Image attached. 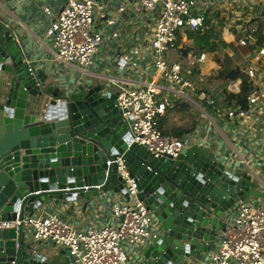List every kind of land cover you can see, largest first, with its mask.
I'll use <instances>...</instances> for the list:
<instances>
[{"label": "water", "instance_id": "obj_1", "mask_svg": "<svg viewBox=\"0 0 264 264\" xmlns=\"http://www.w3.org/2000/svg\"><path fill=\"white\" fill-rule=\"evenodd\" d=\"M34 68L0 20V223L31 216L48 201L128 198L113 163L120 157L157 224L137 264H185L217 252L229 210L259 198L249 172L201 145L173 158L133 143L115 94L85 83L61 91ZM37 245L21 227L0 229V264H74L66 249Z\"/></svg>", "mask_w": 264, "mask_h": 264}, {"label": "built area", "instance_id": "obj_2", "mask_svg": "<svg viewBox=\"0 0 264 264\" xmlns=\"http://www.w3.org/2000/svg\"><path fill=\"white\" fill-rule=\"evenodd\" d=\"M114 1L116 8L111 15L97 0H63L58 10H52L53 3L44 4L42 12L50 20L47 28L48 50L55 62L75 65L81 70L88 69L93 64L95 54L104 45L106 36H118L113 29L122 13H130L137 31L149 28V39L140 50L136 46L130 49L135 56L146 54L149 80L143 82L140 88L123 89L116 93L115 106L123 112L125 119L130 120L133 143L144 147L155 157L167 155L175 158L183 147L194 144L187 136L180 139L165 136L159 128V121L169 106L166 87H172L181 99L196 100L188 97L187 92L194 93L200 77L199 73L195 75V70L205 63L207 54L194 48L185 63H168L165 58L176 48L179 38L186 41L187 30L205 32L207 27L204 26L203 17L212 12L214 6L226 2L237 3L239 0ZM242 2L251 10L255 8L250 7L255 4L254 0ZM94 7L99 9L96 14L93 13ZM96 20L99 21L98 28ZM237 44L249 48L244 38L238 40ZM255 52L246 69L231 70L226 65L228 71L233 73L231 78L222 81L209 79L196 93L203 101L204 109H212L208 116L228 122L237 129L236 134H240L254 113L259 114L261 110L257 95L251 93L255 81L260 77L264 79V74L259 70L264 65V48L258 47ZM124 60L136 68V63L129 62L128 57ZM244 81L251 84L247 97L248 110L238 107L233 101L241 93ZM260 91L258 86L256 92ZM255 160L264 161V154ZM113 163L117 165V175L128 196H121L125 199L123 203L111 205L113 216L119 220L117 225L103 228L87 226L80 231L57 215L37 214L35 211L22 219L17 216L15 222L0 223V229L18 231L21 227L22 232L27 230L37 244L66 249L74 264H137L128 257L126 248H138L148 243L155 237L157 224L152 213L138 200L136 184L123 160L115 157ZM110 164L108 161L107 166ZM220 237L217 252L207 255L203 264H264V201L249 200L231 208Z\"/></svg>", "mask_w": 264, "mask_h": 264}, {"label": "crops", "instance_id": "obj_3", "mask_svg": "<svg viewBox=\"0 0 264 264\" xmlns=\"http://www.w3.org/2000/svg\"><path fill=\"white\" fill-rule=\"evenodd\" d=\"M62 1L0 0V20L6 24V27L11 32L26 63L34 64V70L42 71L50 79L49 84L52 81L53 87H59L61 91H64L66 87L74 90L81 83H85L93 87H101L102 95L108 93L116 95L123 89L140 88L143 86V82H148L147 71L149 70V63L145 56L146 54L135 56L130 49L136 46L140 50L143 43L149 39L151 31L149 28L145 31H137L129 12L122 13L120 18H118L120 20L113 29L117 31L118 36L116 38H112L109 35L106 36L105 43L95 54L90 68L81 70L75 65L55 62L47 47L49 41L47 28L50 20L43 14L42 8L44 4L53 3L52 10H58ZM97 1L100 6H103L102 8L106 13L110 15L114 13L116 1ZM260 1L261 6L252 8V10L249 7H220L221 5L219 4L214 6L215 9L244 10L253 20L242 21L241 24L249 25H247V34L244 30L241 31V33L246 35L239 39L236 37L235 31L231 30L230 27L225 29L226 27L223 26L220 32L219 39L224 43V49H220L218 52L224 50L223 60L231 70L236 68L246 69L255 56V49L258 47L264 48V42L263 45L258 46L256 36L258 31L264 38V0ZM98 11V7L93 8L94 14ZM237 14L240 15V13ZM237 14L235 16H238ZM98 27L99 21L96 20V28ZM238 27L241 28V25L236 24L235 28ZM242 38L247 41L249 48H243L237 44L238 40ZM125 57H128L129 62L136 63V68L126 62L124 60ZM207 67L204 70L198 69L200 76L198 83L201 82L203 85L209 79H218L219 67L213 61L209 62ZM259 70L264 74V65L260 66ZM144 72L146 73L143 74ZM198 83L193 94H190L189 91L187 92L188 97L196 100L191 101L183 98L189 103L186 113H172L168 116L164 115L162 118L168 120L169 123H176L181 130H190L183 137L187 136L193 144H200L205 149L215 153L218 160H221L229 168L235 170L234 168L236 167L242 172H249L257 184L255 192L260 195L258 199L251 198L250 200L264 201V161L255 160L261 158L264 154V79L260 77L255 81L253 92L251 93L257 95L259 99L258 107H261V110L259 114L257 112L254 113L253 118L247 122L240 134L234 133L237 129L231 127L228 122L220 121L212 115L208 116L212 109L205 110L202 106L203 101L200 96L196 95L197 91L203 86H199ZM258 86L261 89L260 92H256ZM166 91L169 95V105L171 106V101L179 99V96L172 87H166ZM233 101H236L235 105H238V107L241 106L237 103L236 97L233 98ZM246 105V108H243L246 110L250 109L248 100H246ZM123 200L125 199L120 194L108 193L100 197H90L88 200L77 198L75 201L63 203L60 207H56L51 201H48L35 211L37 214L57 215L70 226L83 231L87 226L103 228L117 225L119 220L113 216L111 205L113 203H123ZM26 216L28 215L25 214L24 217ZM23 233L27 242L38 246L27 230H23ZM147 244L133 249L127 247L128 257L137 263L138 261L140 262L141 254ZM207 255L209 254L202 255L199 261L186 259L185 264H203Z\"/></svg>", "mask_w": 264, "mask_h": 264}, {"label": "trees", "instance_id": "obj_4", "mask_svg": "<svg viewBox=\"0 0 264 264\" xmlns=\"http://www.w3.org/2000/svg\"><path fill=\"white\" fill-rule=\"evenodd\" d=\"M216 19L217 16L215 13L208 12L203 17L204 26L207 27L205 32H190L188 30L185 32L187 45H185L186 49L182 52V56L183 58L188 57L194 48L201 49L208 54H214L213 62L220 69L217 78L219 81H222L225 78H231L233 73L229 72L228 68H226V64L222 56H215V54L220 49H224V43L219 39L220 32L224 25L221 22L219 24L213 25L214 20ZM256 36L258 40V46L263 45L264 38L260 32L257 31ZM177 44L178 42L176 43V46ZM196 74H198V69L195 70V75ZM250 92L251 84L247 81H244L241 85V93L236 97L237 103L244 108L247 106L246 100ZM171 103L172 105H169L170 107L168 106L166 110L165 115L167 116L172 113H186L188 111L189 103L183 99H175V101L172 100ZM159 128L163 135L179 139L187 135L190 131L188 129L181 130L176 123H169L168 120L164 118L160 119Z\"/></svg>", "mask_w": 264, "mask_h": 264}, {"label": "rangeland", "instance_id": "obj_5", "mask_svg": "<svg viewBox=\"0 0 264 264\" xmlns=\"http://www.w3.org/2000/svg\"><path fill=\"white\" fill-rule=\"evenodd\" d=\"M255 4H252L250 7H258V6H261V1L260 0H254ZM247 7L245 6V2H242V0H239L237 3H232V2H226V3H222L220 7ZM212 13H215V15L217 16V19L214 20V24L213 25H216V24H219L220 22L224 25V27H226L225 29H229L227 27H230L231 30H234L235 33H236V37L239 39L241 37H244V35L247 34V25L249 24H241L242 21L244 22H247L248 20H251L252 17L249 16L246 11L242 10V11H239V9H226V8H219V9H213ZM237 13H240V15H238ZM238 15V16H235V15ZM251 17V18H250ZM253 21V20H251ZM236 24H239L241 25V28L238 27V28H235V25ZM245 31V33H241V31ZM178 44L176 46L175 49H172L170 51V53L168 54V58H165V60L169 63H172V62H177V63H180V62H184L186 61V58H183L182 56V52L186 49V46L187 45V41H181L180 38L178 39ZM224 51V50H223ZM221 51V52H217L215 54V56H223L224 55V52ZM206 53V52H205ZM207 54V61L205 62V64H203L200 68L201 70L204 68L207 67V65L209 64V62L213 61V57H214V54ZM208 68V67H207ZM199 86L203 85V83H198Z\"/></svg>", "mask_w": 264, "mask_h": 264}]
</instances>
